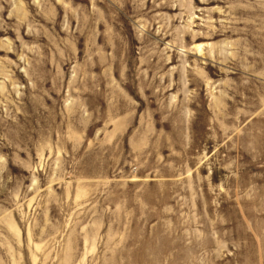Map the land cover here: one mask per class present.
I'll return each mask as SVG.
<instances>
[{
    "label": "rangeland",
    "instance_id": "obj_1",
    "mask_svg": "<svg viewBox=\"0 0 264 264\" xmlns=\"http://www.w3.org/2000/svg\"><path fill=\"white\" fill-rule=\"evenodd\" d=\"M0 264H264V0H0Z\"/></svg>",
    "mask_w": 264,
    "mask_h": 264
}]
</instances>
